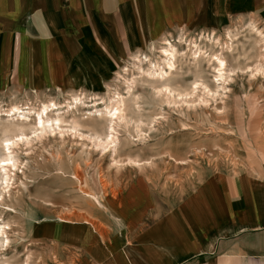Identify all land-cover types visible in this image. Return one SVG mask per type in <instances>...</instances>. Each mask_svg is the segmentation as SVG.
Wrapping results in <instances>:
<instances>
[{"label": "rangeland", "instance_id": "obj_1", "mask_svg": "<svg viewBox=\"0 0 264 264\" xmlns=\"http://www.w3.org/2000/svg\"><path fill=\"white\" fill-rule=\"evenodd\" d=\"M64 1L61 13L67 26L65 47L74 58L75 31L69 24L73 23L71 19L65 18L69 14L64 11L72 10L69 6L73 5ZM108 1L103 15L113 16L110 19L100 18L98 12L85 13L90 40L107 62L108 71L103 77L94 75L86 81L79 65L83 78L63 77L58 84L36 83L30 89L17 75L16 71L21 70L17 65L20 54L12 50L11 36L0 44V111H3L0 129L2 121L9 119L4 111L13 105L22 106L28 114L29 107L37 109L42 103L52 101L59 109L50 115L62 116L66 115L73 98H78L81 101L75 102L77 106H70L77 117L84 119L93 115L84 121L88 127L81 132L91 134L88 128L104 132L105 120L99 115L110 98H117L118 94L126 101L127 122L130 121L118 127L120 141L116 155L113 147H96L91 141L68 133L62 137L58 133L50 135L41 143L36 141L37 133L27 130L35 141L33 145L22 146L16 154L19 164L13 170L15 177L9 188L5 173L0 170V228L8 227L9 237V243L3 244L2 239L6 237L0 235V264H25L28 259L30 264L54 263L50 257L57 249L66 247L56 242L62 230L70 232L73 224L80 222L93 231V220L103 217L105 205L121 201L136 188L153 191L161 202L174 204L204 180L220 173L264 175V6L256 10L247 0L228 3L226 11H236L222 17L215 4H222L223 0H163L160 3L157 0L155 12L168 21L164 25L165 35H157L151 41L149 35L139 33L138 25V41L133 47L128 44L130 49L117 8L119 4L117 0ZM259 1L254 0L256 4ZM183 7L187 16L179 27L180 19L173 21L167 16L168 12L177 14ZM74 19L80 24L77 17ZM3 21L6 19H0V23ZM32 21L31 17L22 15L7 24L14 28V23H26L32 37H38ZM113 30H119L118 34L112 32L118 44L117 53L103 39ZM163 40H169L178 50L176 69L169 76L175 94H182L181 97L174 94L176 102L160 95L155 90L158 86L141 78L134 65L137 62L133 57L140 55L146 70L149 61L162 64ZM219 54L227 63L224 74L228 78L224 83L218 78L215 58ZM87 71L100 70L89 67ZM6 77H10L7 82ZM133 78L136 84L129 90ZM182 99L195 103L187 107ZM36 117L33 113L31 121L25 124L34 125ZM129 160L139 161V165H130ZM131 201L140 203L141 199L132 195L126 202Z\"/></svg>", "mask_w": 264, "mask_h": 264}, {"label": "crops", "instance_id": "obj_2", "mask_svg": "<svg viewBox=\"0 0 264 264\" xmlns=\"http://www.w3.org/2000/svg\"><path fill=\"white\" fill-rule=\"evenodd\" d=\"M247 1L256 10L264 6V0L257 4L254 0ZM61 2L65 1L0 0V19H6L0 23L3 25L0 27V44L11 36L12 50L20 54L17 65L21 70L16 71L17 75L30 89L36 83L44 82L49 86L58 84L63 77H82V73L84 80L90 81L94 75L103 77L108 71L103 53L90 40L85 13L98 12L100 18L110 19L113 16L103 15L109 1L67 0L73 5L69 6L72 10L64 11L69 14L65 18L74 23L69 24L75 31L72 43L77 50L76 58L66 51L64 30L67 26L63 22ZM156 2L117 0L119 7L115 3L130 49L138 41V25L139 33H146L151 41L157 35H165L164 25L168 21L155 12ZM239 2L242 1L223 0L215 7L219 15L226 17L236 11H226V4ZM185 9L183 7L174 15L168 12L167 19H180L181 27L182 19L187 16ZM22 15L32 18L40 36L32 37L26 23H14V28L7 24ZM74 16L80 24H76ZM116 31H109V37H103L115 53L118 44L112 32L118 34ZM80 34L86 37L82 38ZM89 67H97L100 71H87ZM8 79L10 77L4 81ZM132 195L141 202L127 203ZM126 196L121 201L105 205L103 217L93 220V231L80 222H77L79 225L73 224L70 232L62 230L56 242H62L66 247L63 245L50 257L55 260L52 264H264V175L220 173L204 180L181 202L174 204L161 202L156 193L143 188H136Z\"/></svg>", "mask_w": 264, "mask_h": 264}, {"label": "bare ground", "instance_id": "obj_3", "mask_svg": "<svg viewBox=\"0 0 264 264\" xmlns=\"http://www.w3.org/2000/svg\"><path fill=\"white\" fill-rule=\"evenodd\" d=\"M163 41H164V44L162 45L164 46V48L160 49L162 50V53L160 51V53L162 54V56H160L162 57V62H163L162 64L158 62L157 63L155 62L153 64L151 61H149L150 66H148L149 68L146 70L143 68V65H142L144 63L143 62L144 59L141 60L140 59L141 55H140V56L133 57L134 61L138 63V64L135 63L134 65L137 66V69H138L137 72H139L138 75H140L141 78L145 77V79H147V82L150 81L149 84L151 83L154 86L155 85L158 86L156 89L155 88L154 89L157 90L160 95L162 93V95L166 96L168 100H173L174 102H176L175 100L177 99V97H181L182 94L181 93L178 95L175 94V90L172 88L170 84V80L172 82V79H169V76L176 69L177 62H175V59H176L178 50H176V47L172 45L169 42V40H163ZM215 60L219 67L218 72L220 74L218 78L221 79V81L224 83L226 82V79L228 78V77L226 78V75L224 74L227 68V63L225 61L224 56L222 55L220 56V54L219 56H216ZM135 82L136 80L134 78L130 80L129 82L130 84L128 85L129 90L133 89V87L136 84ZM197 88L198 87H196V89ZM174 94L177 96L176 99H174ZM191 97H189V99ZM72 101L74 104L73 103L68 104L69 105L67 106L68 110H66V113L64 112L66 115H62V116L60 114L58 115V113L55 116L50 115V113H52L53 115L54 113L58 111L57 104L53 103L52 101L49 103H42V105L37 109L33 107H29L28 109H26L28 110V114L24 113L25 110L20 105H13L4 111L6 116L9 119L5 122L2 121L1 123L2 129H0V132L2 133V136H0V153H1L0 154L1 155L0 156L1 157L0 158V164H1L0 170H2L5 173L4 179L7 184V188H9L10 186L9 183H11L10 181H12L13 176L15 177V175H12L13 170L16 169L19 164V160L16 158V154H18V152L22 149V146L33 145V142L35 141V140H31V138L29 137V134L27 133V130L37 133L35 134L37 137L36 141L39 140L41 143L43 142L44 139H47L50 135H55L56 133H58V135H61L62 137L68 133V134H71V136L73 135L74 137H80V138L82 137L86 140H89L96 147H100L103 149L113 147V154L114 155L117 154L118 142L120 141L119 136L117 135L118 127H120L121 123L129 124L130 122V121L127 122L126 112L128 111V109L126 106L125 99L120 94H118L117 98L115 97L112 99L110 98L109 104L106 106L105 110L103 109L104 111H102V113L99 115V118L101 117L105 120V128H106L105 131L99 132L98 129L96 128H90V129L88 128L87 130H90L91 134H87V135L81 132V130L83 128L85 129L88 127L85 125L84 121L92 119L93 115L92 114H91L92 116L88 115V118H84V119L77 117L78 116L76 115L77 113L75 114L76 111L74 112L73 108L71 110L70 106L73 107V105H75V102L78 103V101H81V100H79L78 98H73ZM182 102L185 103L187 107L191 103L192 104L195 103L194 101L184 100V99H182ZM75 106H77V104ZM0 112H3V111H0ZM100 112L101 111H97V113H100ZM33 113L37 115L36 117L37 119L34 120L35 122L34 125L31 126V124H25L26 121L27 122L31 121V116L33 115ZM38 132L40 133L38 134ZM129 164L139 165V161L129 160ZM140 167L141 166H139V168ZM0 229H1L0 235L3 237H6V239H2L3 240L2 243L8 244L9 243L8 231L3 227ZM25 264H30L29 259L25 262Z\"/></svg>", "mask_w": 264, "mask_h": 264}]
</instances>
